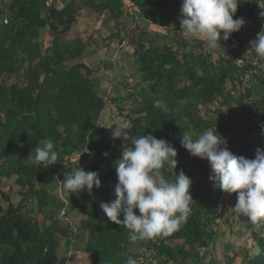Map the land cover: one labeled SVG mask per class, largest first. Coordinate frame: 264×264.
I'll return each instance as SVG.
<instances>
[{"label":"trees","instance_id":"obj_1","mask_svg":"<svg viewBox=\"0 0 264 264\" xmlns=\"http://www.w3.org/2000/svg\"><path fill=\"white\" fill-rule=\"evenodd\" d=\"M7 1L8 24L1 22L0 6V264H52L60 257L63 240L69 246L70 231L78 245L83 244L92 264H126L130 256L138 264H155V258L157 264H209L207 249L229 206L223 202L219 182L209 180L207 159L191 155L181 140L184 134L196 139L216 126L233 154L254 159L257 148L264 150V71L252 73L245 83L249 68H237L222 53L214 61L213 51H204L207 43L203 39L198 38L197 45L182 37L178 40L173 35L177 0H63L62 9L54 0L48 5L49 0ZM241 1L244 6H238L234 19L245 14L260 27L262 9L255 0ZM125 6L142 23L134 39L129 37L141 81L131 88L124 86L126 96L111 94L113 86L99 94L95 74L104 68V62L93 64L94 55L101 53L92 51L97 49L94 29L79 32L70 42L61 37L76 31L78 20H92L89 16L96 21V31L105 29L109 19L115 25L124 24ZM128 31L129 27L124 32ZM124 39L122 36L120 41ZM69 57L79 60L68 67ZM11 77L15 81L5 84L4 79ZM110 107H117L113 113L129 120L126 131L130 134H151L169 141L178 153L176 173L183 170L193 181L191 213L167 237L132 243L127 228L102 219L101 202L115 198L118 177L114 162L122 148L120 140L110 139L111 133L100 124L102 112L111 111ZM49 138L58 150L57 163L37 166L35 148ZM85 148L90 154L72 157ZM89 155V167L83 166ZM61 166V181L71 169L82 167L98 171L102 186L94 187L91 194L87 190L69 192L63 202L54 193L61 185L54 173ZM163 174L175 179L171 172ZM12 177L18 186V204L1 187L3 178ZM63 208L67 213H85L75 232L70 222L58 216ZM34 211L43 215L42 221ZM253 240L258 254L249 264H264L262 231L254 232ZM140 246L144 255L134 251Z\"/></svg>","mask_w":264,"mask_h":264},{"label":"clouds","instance_id":"obj_2","mask_svg":"<svg viewBox=\"0 0 264 264\" xmlns=\"http://www.w3.org/2000/svg\"><path fill=\"white\" fill-rule=\"evenodd\" d=\"M50 2L52 0L47 5ZM58 2L61 7H58ZM58 2H55L58 9L66 4L63 0ZM240 2L241 0H182L180 25L175 24V27L181 34L186 32L194 39H203L209 48L216 49L221 46V40L227 41L233 32H238L245 24L243 17L233 18ZM255 2L262 9L260 16L264 17V0ZM4 4L7 5L2 8V23L4 15L10 18L8 1L4 0ZM134 19L140 23L137 16ZM127 24L126 28L129 26L128 21ZM134 28L135 24L129 28L132 35L136 33ZM97 37L94 35V39ZM250 47L256 54L253 63L258 70L264 71V28L250 41ZM116 48L117 54L120 53L119 50L124 52L134 48L135 51V46L129 44L128 38L118 42ZM115 125L111 132L112 138H123L121 156L114 162L118 182L114 189L115 198L110 202H101L100 208L110 221L128 229V238L132 243L167 237L178 231L191 213L190 206L194 200L190 189L193 181L183 170L176 173L178 153L169 141L151 134L132 135L126 131V126ZM129 140L130 146L127 143ZM181 145L191 155L207 159L211 168L209 180L218 181L223 192L236 194L233 208L237 213L254 224L264 221V150L257 148L254 159L237 156L228 149L225 138L217 132L216 126L204 130L196 139L190 134H184ZM104 155L107 156L108 153L105 152ZM82 156L73 158L79 159ZM33 159L37 166L48 167L57 163L58 150L52 139L40 142L35 148ZM59 169L63 173L62 166ZM165 170L173 173L175 179H166L163 174ZM101 186L99 172L86 171L82 167L71 169L61 181L62 189L71 194H79L84 190L91 194L94 187L98 189ZM68 238L69 247L76 243L72 234ZM65 243L63 240V246ZM67 256L68 254L65 258ZM126 264L138 262L130 256Z\"/></svg>","mask_w":264,"mask_h":264},{"label":"rangeland","instance_id":"obj_3","mask_svg":"<svg viewBox=\"0 0 264 264\" xmlns=\"http://www.w3.org/2000/svg\"><path fill=\"white\" fill-rule=\"evenodd\" d=\"M79 1L80 0H77V2ZM55 2H58V0H55ZM177 4L179 8H177L174 13L176 17L173 20V23L180 25L182 0H177ZM6 5L7 4H4V0H0L1 8H3ZM239 5L244 6L242 1L240 2ZM61 6L62 5H60V3L58 2V7H61ZM123 9H124V14H125L123 17L124 24L119 23L118 25L114 26L115 23L113 22V20L109 19L111 24L110 23L107 24L106 22L104 26L106 30L101 28V30L99 29L98 31H96L97 29H94L92 32V35H94L93 33H96L98 36L96 39H94L95 41H97V43L93 44V45L97 44V49H94L92 51L94 52L95 50L97 51L100 50L101 52L100 55L98 54L94 55V57L92 58L94 61L93 64L94 66H96L100 62L102 61L104 62L103 63L104 68L103 69L102 67L98 68L97 69L98 72L95 74V78L97 82H99L97 86V90L99 91L98 92L99 94H102L105 88L106 89L108 88L110 91L112 88L111 86H113L111 90V94L115 96L116 95L126 96L127 91L124 90V86H126V88H131L132 86H135V84L138 83V81H141L138 70H137L136 60L132 55V52H134V48L124 51L123 54L121 55L120 53L117 54V51H116L118 41L121 40L122 36L123 38H128V40H129V37L133 36V39L135 37L134 35H132V33L130 34V31L127 32L129 34H126L124 32L128 25L127 21L129 22V26H128L129 28L135 24V27H136L134 28L135 31L140 30V28L142 27L141 22L140 23L135 22V19H133V17L129 15L130 13H129L128 7L125 6L123 7ZM89 17H91L93 21V18H92L93 16H89ZM241 17L244 18L245 24L242 26L239 32V36L241 37L247 36L248 34H251L257 30V24H256L257 21L255 19L247 18L245 14L242 15ZM132 22L133 23L135 22V23L132 24ZM94 23H96V21H94ZM88 24H89L88 19L78 20V23L75 27L76 31H73L75 34L73 32H69L63 35L61 37L62 41H65V42L74 41L76 39V34H79V32H85L86 30H88V29H84L82 26L85 25L87 28H90ZM117 30H119V35H117L118 33H116ZM180 33L181 31L180 30L178 31L177 29L173 31V35L178 40L181 37ZM182 36L184 37L183 39L186 38L185 40H188L192 44L197 45V42L199 41L197 39H194L191 35H187L186 32H182ZM41 39L42 40L44 39L43 35ZM158 40L159 39H157L156 41ZM226 42H228V40L227 41L221 40V46H219L216 49H211L207 45L206 50L204 51L209 53L210 50H212L213 60L215 61L220 53L225 52ZM159 44L162 45V43H159ZM196 51H198V49H196ZM78 60H79L78 58L74 59V58L69 57L66 63V66L69 67L73 65L74 63H76ZM84 62L90 63V60L85 59ZM14 81H15L14 77L4 79V83L7 85L11 84ZM142 85L144 86L145 84L142 82ZM228 88H230V84H228ZM245 88H247V86H245ZM132 105L133 106L136 105V102L134 101V104ZM110 108H112L111 111L107 109L106 111L102 112V118L100 120V124L105 128V130L109 132L108 134H110L112 132V129L116 127L115 124L124 125L127 128H129L130 123H129V120H127L126 116L125 118L121 116H117L115 113H113L117 111V107H110ZM218 117L219 115L215 116V118H218ZM109 137L110 139H113L111 134L109 135ZM122 139L123 138H119L121 145H122ZM127 143L129 146L131 145L130 140L127 141ZM121 151H122V148L120 150L119 157L121 156ZM90 160H92L91 155H89V160L86 162H83L82 165L89 167ZM47 176H49V173ZM61 178H62V173H60L59 175V180L57 181L58 184L61 182ZM2 184H3L1 185L2 190L9 192L13 202L15 204H18V202L20 201V198L17 196L18 186L15 185L16 184L15 177L6 178V179L3 178ZM54 193L58 194V196H60L63 202L67 201L66 199H67V196L69 195V192L64 191L61 185H60V188H57L54 190ZM223 199H224L223 201L224 203H228L229 211H228L227 216H225V219H223L220 225L216 228L217 230L216 232L218 234L216 235L215 239L209 244V247L206 253L207 260L210 261L209 264H228V262H231V264H249V259L253 258L256 254H258L257 244L253 240V234L254 232L262 231V236L264 237V221L257 222L254 224L244 215L237 213L233 208L236 204V194L235 193L229 195L224 192ZM0 201H2L1 195H0ZM5 205L7 204L5 203ZM35 215L38 220H41V221L43 220L42 214L35 212ZM68 215L70 216V218L67 220H69L71 223H74L75 226H78L80 224V219L85 217V213L80 212L79 210H73L69 212ZM102 219L109 220L106 214L102 215ZM84 239L86 240L87 238L85 237ZM82 248H83V244L78 245L77 242L74 243L70 247L64 245L63 248H60V253H59L60 257L58 258V260L60 258L65 259V256H62V254L63 255L68 254L69 256L68 251L72 250V252L70 253V257H69V261H70L69 264H92L89 257L86 254H84L83 252L84 250ZM134 251L139 254L144 255V248L141 246L138 247ZM147 255H149V253ZM76 258H78L76 262L72 261V260H75ZM157 262H158V259L155 258L154 263L157 264ZM171 264H174V263H171ZM189 264H193V261H189Z\"/></svg>","mask_w":264,"mask_h":264},{"label":"built area","instance_id":"obj_4","mask_svg":"<svg viewBox=\"0 0 264 264\" xmlns=\"http://www.w3.org/2000/svg\"><path fill=\"white\" fill-rule=\"evenodd\" d=\"M9 20L10 18L8 15L3 16V24H8ZM262 28H264V23L260 27L257 26V30L255 32L248 34L244 37H240L238 34H236V32H233L229 37L228 42H226L225 52L222 53L223 58L232 63L237 68H249L248 71H246V76L244 77L245 83H249V78L252 73L258 74L260 72V70H258L256 65L253 63V61L256 59V54L254 50L250 47V41H252L256 37L257 33L260 32ZM242 40L245 44H243ZM123 45H125V42H123ZM84 153L89 154V150H86L85 152H74L72 154V157H79L82 156ZM61 172L62 169H59L55 173L57 179ZM60 217L66 220V222H70L69 220H67L69 219V217L66 216L64 210L60 212ZM71 224L73 225V223ZM70 253L71 252H69V256L64 259L63 263H61L60 260H57L52 264H69Z\"/></svg>","mask_w":264,"mask_h":264},{"label":"crops","instance_id":"obj_5","mask_svg":"<svg viewBox=\"0 0 264 264\" xmlns=\"http://www.w3.org/2000/svg\"><path fill=\"white\" fill-rule=\"evenodd\" d=\"M82 20H84V19H82ZM89 20V27L90 28H87L85 25L84 26H82L84 29H88V30H86V31H90V32H92V30L93 29H95V27H96V24L92 21V20H90V19H88ZM78 23V22H77ZM110 24H111V22H109ZM114 26H115V24H114ZM73 31H75V30H72V31H70V32H73ZM69 33V32H68ZM74 33V32H73ZM75 34V33H74ZM76 37H77V35H76Z\"/></svg>","mask_w":264,"mask_h":264},{"label":"bare ground","instance_id":"obj_6","mask_svg":"<svg viewBox=\"0 0 264 264\" xmlns=\"http://www.w3.org/2000/svg\"><path fill=\"white\" fill-rule=\"evenodd\" d=\"M86 150H89V149H86V148H85V149H83V150H79L78 152H85ZM89 153H90V150H89ZM63 210L65 211L66 216L70 217V216L68 215L69 213H67V208H63L61 211H63ZM61 211H60V212H61ZM60 212H59V215H58L59 217H60ZM60 218H61V217H60ZM62 219H63V218H62ZM63 221H65V220L63 219ZM76 227H77V226H75V224L72 226V231H73V232L76 231ZM70 233H71V231H70ZM70 233H69V234H70Z\"/></svg>","mask_w":264,"mask_h":264}]
</instances>
